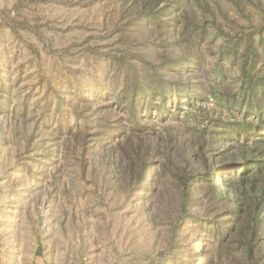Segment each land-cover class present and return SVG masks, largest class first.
Listing matches in <instances>:
<instances>
[{
    "label": "rangeland",
    "instance_id": "374dc122",
    "mask_svg": "<svg viewBox=\"0 0 264 264\" xmlns=\"http://www.w3.org/2000/svg\"><path fill=\"white\" fill-rule=\"evenodd\" d=\"M259 118L264 0H0V264H264Z\"/></svg>",
    "mask_w": 264,
    "mask_h": 264
},
{
    "label": "trees",
    "instance_id": "16d2710c",
    "mask_svg": "<svg viewBox=\"0 0 264 264\" xmlns=\"http://www.w3.org/2000/svg\"><path fill=\"white\" fill-rule=\"evenodd\" d=\"M154 96H150V99H153ZM131 98H133L131 96ZM135 101L134 103H132V107L137 110L134 107ZM260 112V111H259ZM257 113H254V115ZM262 130H264V118H259L257 122L254 121H249L247 123H245V128L241 131V135L243 136L244 140L249 143L250 147L253 148V150L257 151L259 159L255 160L254 157L250 160L252 163H250L251 165H243V169L244 172L248 171V168L252 167V168H258L259 170H264V133H261ZM136 156H138V159L143 160L142 157L139 158V155L136 154ZM136 162V160H135ZM135 162H133L132 164H134ZM140 163V160H139ZM150 166H147L146 168H144V165L142 167L137 166V168H131V173H135L136 177L138 180L143 181V187L146 185V182H148L150 179L148 178L149 174H150ZM215 171H210L207 173V178L209 179H213L216 178V185H214L218 196L221 197L222 196V191L220 190L219 185L221 184L222 180L224 181V179H227L226 177V173L225 171H220V170H216ZM144 174L145 178L143 179L142 175ZM253 187V186H252ZM205 257L209 260L208 262H212V255H208L207 251L205 252Z\"/></svg>",
    "mask_w": 264,
    "mask_h": 264
}]
</instances>
